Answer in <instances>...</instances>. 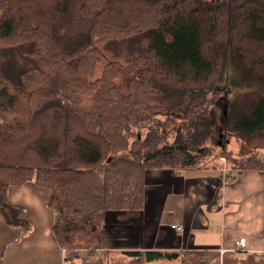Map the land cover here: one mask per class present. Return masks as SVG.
I'll return each mask as SVG.
<instances>
[{"label": "trees", "instance_id": "trees-1", "mask_svg": "<svg viewBox=\"0 0 264 264\" xmlns=\"http://www.w3.org/2000/svg\"><path fill=\"white\" fill-rule=\"evenodd\" d=\"M225 78L257 96L246 105L241 95L233 103L217 99ZM160 87L183 92L181 102ZM210 94L212 106L229 103L223 122L241 148L235 155L224 147L220 157L264 171V0H0V210L8 223L24 224L9 189L47 188L59 245L113 264L107 216L143 210L148 172L195 168L211 154H193L191 138L169 143L151 122L197 127ZM118 257L208 262L198 251Z\"/></svg>", "mask_w": 264, "mask_h": 264}, {"label": "crops", "instance_id": "crops-1", "mask_svg": "<svg viewBox=\"0 0 264 264\" xmlns=\"http://www.w3.org/2000/svg\"><path fill=\"white\" fill-rule=\"evenodd\" d=\"M50 198L49 189L32 182L9 189L8 202L26 221L12 225L0 210V264H67L78 257L102 264L100 256L59 245ZM105 231L111 250L198 251L207 264H264V171L226 164L152 170L143 210L109 214ZM242 236L247 249L239 251Z\"/></svg>", "mask_w": 264, "mask_h": 264}, {"label": "rangeland", "instance_id": "rangeland-1", "mask_svg": "<svg viewBox=\"0 0 264 264\" xmlns=\"http://www.w3.org/2000/svg\"><path fill=\"white\" fill-rule=\"evenodd\" d=\"M106 60L108 57L110 58L107 51L104 53ZM105 65V61H102L99 66L98 70L96 72V77H100L102 75V70ZM225 73L227 75H232L233 68L229 63H226L225 67ZM236 78V76H235ZM221 86L224 89L220 94L216 95V98L224 97L228 102H235V100L241 95V100L243 105H246L248 102L251 103L253 99L257 96L254 92L253 87H249L247 85L243 86H236L233 85L228 81L227 78L223 79L221 82ZM161 93L165 95L166 97L170 98L172 100L173 104H179L183 97V92H180L179 90H170V89H163L159 88ZM190 99L192 100L195 98L197 93L191 92ZM247 95V96H246ZM213 97V94H210L208 96L207 106L209 104V107L199 109V117L198 121L200 125L197 127H193L192 123L184 122L181 120H177L175 118H165V117H158L155 119V121H152L151 124L154 125V127L157 128V131H159L162 135L165 134V137L167 138V141L169 143H174L176 139L182 138H191L194 141V146L192 148V153L197 154L199 150L203 148H209L211 151L210 156L203 158L204 162L200 163L198 166H210V165H231L233 166V161L226 158V157H220L222 156V152L226 148L228 151L233 152L235 155H237L240 151V144L237 141L233 134V131L227 127V122H223V118L228 117L229 112V103L219 104L218 106H212L211 99ZM147 132L144 131L140 135L141 139L146 138ZM222 141L221 144L219 142ZM259 155L264 158V151H260ZM247 157H241L240 161L242 164L246 163ZM179 169H185V168H178V169H172V170H179ZM151 190H154L155 187L150 186ZM149 189V190H150ZM114 253V260L113 264H126V260H120L118 255L125 251V250H112ZM116 254V255H115ZM165 264H178V262L171 261V262H162ZM151 264H160V263H151Z\"/></svg>", "mask_w": 264, "mask_h": 264}, {"label": "built area", "instance_id": "built-area-1", "mask_svg": "<svg viewBox=\"0 0 264 264\" xmlns=\"http://www.w3.org/2000/svg\"><path fill=\"white\" fill-rule=\"evenodd\" d=\"M177 230H181L182 227H174ZM247 249V238L245 236L240 237L236 242V250L242 251Z\"/></svg>", "mask_w": 264, "mask_h": 264}, {"label": "water", "instance_id": "water-1", "mask_svg": "<svg viewBox=\"0 0 264 264\" xmlns=\"http://www.w3.org/2000/svg\"><path fill=\"white\" fill-rule=\"evenodd\" d=\"M221 143H222V141L219 142V144H221Z\"/></svg>", "mask_w": 264, "mask_h": 264}]
</instances>
